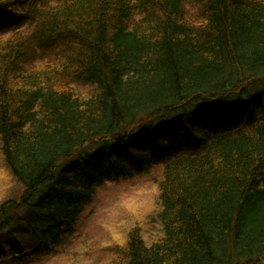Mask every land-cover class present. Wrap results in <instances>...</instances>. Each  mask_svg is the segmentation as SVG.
Listing matches in <instances>:
<instances>
[{
    "label": "trees",
    "instance_id": "trees-1",
    "mask_svg": "<svg viewBox=\"0 0 264 264\" xmlns=\"http://www.w3.org/2000/svg\"><path fill=\"white\" fill-rule=\"evenodd\" d=\"M12 25L0 264L53 255L98 185L154 169L162 235L128 233L124 264L264 260V0H0Z\"/></svg>",
    "mask_w": 264,
    "mask_h": 264
},
{
    "label": "rangeland",
    "instance_id": "rangeland-1",
    "mask_svg": "<svg viewBox=\"0 0 264 264\" xmlns=\"http://www.w3.org/2000/svg\"><path fill=\"white\" fill-rule=\"evenodd\" d=\"M200 6L187 5L188 18L201 21ZM12 25L0 31V39L28 34L27 25ZM49 59L42 58L40 63ZM89 84H71L68 89L83 94ZM4 160L0 145V202L18 198L22 186L15 179ZM160 169L127 178L108 179L97 186L93 197L85 203L78 216L73 234L49 256L29 258L22 264H124L127 236L139 231L145 244L150 245L162 235L158 218ZM21 264V263H20ZM258 264H264V260Z\"/></svg>",
    "mask_w": 264,
    "mask_h": 264
}]
</instances>
